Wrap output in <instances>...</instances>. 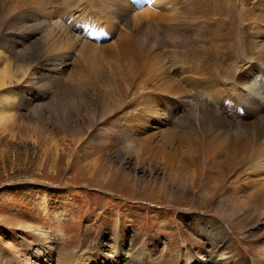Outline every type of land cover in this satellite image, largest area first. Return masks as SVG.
<instances>
[{"label":"bare ground","instance_id":"obj_1","mask_svg":"<svg viewBox=\"0 0 264 264\" xmlns=\"http://www.w3.org/2000/svg\"><path fill=\"white\" fill-rule=\"evenodd\" d=\"M214 1L218 0L134 4L128 0H0V88H18L19 75L31 81L25 90L31 95L42 96L50 90L61 96L73 93L76 97L69 100L78 113L81 97H90L87 90L91 84L100 83L117 95L124 86L133 87L134 81L135 86L149 81L148 95L158 100L151 106L153 99L135 97L138 102L131 101L136 104L133 115L117 132L127 145L125 156L135 157L138 170L149 164L153 174L151 166H158L156 162L161 160L163 168L157 172L163 176L162 195L166 193L164 177L168 172L182 191L190 189L196 195L199 207L212 206L223 220L264 224V0L256 4V0L234 1L233 6L240 8L236 17L246 24L245 48L251 49L252 57L242 75L233 67L236 73L225 84L228 87L216 83L212 76L217 74L218 60L233 58L234 49L226 46L232 15L222 12ZM79 25L94 32L91 35L103 33L105 40L96 42L90 35L81 36ZM154 26L155 33L151 29ZM165 54L170 55L168 59ZM99 63L105 66L98 68ZM46 70L50 71L47 75ZM155 74L161 75L158 86V81L151 79ZM174 77H180L175 89L184 95L164 91L172 86ZM202 80L206 83L198 84ZM183 85L198 90V94L187 95ZM143 90L139 86V91ZM253 96H260L258 103L251 101ZM212 102L217 105L214 110L206 105ZM244 104V115H239L244 118L238 122L233 116ZM189 106L192 109L182 115ZM144 114L156 120L157 133L152 136L145 134V128L128 127L140 124ZM164 114L172 120L165 119ZM217 150L222 157H213L208 163L206 154L214 156ZM191 169L195 174L192 171L194 175L185 176ZM202 185L207 189L197 196L195 189ZM205 230L203 236L212 249L203 244L196 248V254L206 256L203 264H219L214 256L228 254L230 249L223 228ZM261 234L264 238V228ZM259 249L263 252L264 239ZM11 260L4 257L6 264ZM60 261L65 264V259Z\"/></svg>","mask_w":264,"mask_h":264},{"label":"rangeland","instance_id":"obj_2","mask_svg":"<svg viewBox=\"0 0 264 264\" xmlns=\"http://www.w3.org/2000/svg\"><path fill=\"white\" fill-rule=\"evenodd\" d=\"M234 1H214L222 12L232 15L226 46L234 49L233 58L218 60L217 74L212 76L223 85L230 83L234 68L242 75L252 57L251 49L245 48L246 24L236 17L240 8L233 6ZM79 11L75 9L80 15ZM151 29L157 32L155 26ZM169 56L165 54V58ZM99 64L98 68L105 66ZM49 72L46 70V75ZM160 76L151 78L158 81L157 86ZM180 77H174L172 86L164 91L183 94L175 89ZM16 81L18 88H0V264H6L5 256L11 257V264H64L60 259H65V264H203L207 258L196 254V248L204 244L212 249L203 236L207 227L223 228L224 240L230 246L228 254L214 256L219 264H264V250L259 249L264 224L223 220L212 206L199 207L196 195L190 189L182 191L168 172L162 195L163 176L157 172L163 168L161 160L156 162L158 166H151L153 174L149 164L138 170L135 157L125 156L127 145L117 132L133 115L137 98L153 99L151 106L158 100L148 95L149 81L136 86L134 81L133 87L124 86L117 95L100 83L91 84L87 90L91 98L81 97L78 113L70 104L76 97L73 93L61 96L50 90L42 96L31 95L25 92L31 81L19 75ZM183 88L187 95L198 94L191 87ZM259 97L253 96L251 101L258 103ZM206 105H214L212 109L217 106L214 102ZM245 106L238 107V115L233 116L238 122L243 121ZM192 107L184 108L182 115ZM147 116H140V124L128 127L156 134V120ZM226 116L224 119L230 120ZM164 118L172 120L167 115ZM213 155L206 154L208 163L213 157H222L219 150ZM192 171L195 174L191 169L184 175ZM206 187L195 189V194L200 195Z\"/></svg>","mask_w":264,"mask_h":264}]
</instances>
